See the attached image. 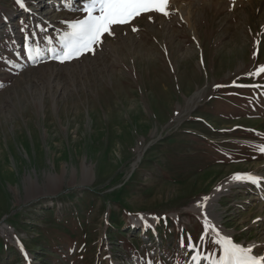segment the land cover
<instances>
[{
  "label": "rangeland",
  "instance_id": "1",
  "mask_svg": "<svg viewBox=\"0 0 264 264\" xmlns=\"http://www.w3.org/2000/svg\"><path fill=\"white\" fill-rule=\"evenodd\" d=\"M23 3L0 0V264H214L217 232L264 256V0H169L63 63L85 0Z\"/></svg>",
  "mask_w": 264,
  "mask_h": 264
},
{
  "label": "snow or ice",
  "instance_id": "2",
  "mask_svg": "<svg viewBox=\"0 0 264 264\" xmlns=\"http://www.w3.org/2000/svg\"><path fill=\"white\" fill-rule=\"evenodd\" d=\"M16 2L24 7L23 0ZM168 6L169 0H85V16L83 19L66 22L68 30L62 38L63 51L56 58L63 63L85 53L95 54V46L102 44L105 34L114 35L113 26L128 24L145 13L156 12L168 16ZM133 31L137 29L133 28ZM260 73H264V66L259 68L257 75ZM235 178L242 179L240 176ZM247 179L258 183L260 178L248 176ZM216 236L218 239L214 243L220 246L222 255L214 264H264V256L257 257L252 248L242 247L232 239L221 236L219 232Z\"/></svg>",
  "mask_w": 264,
  "mask_h": 264
},
{
  "label": "bare ground",
  "instance_id": "3",
  "mask_svg": "<svg viewBox=\"0 0 264 264\" xmlns=\"http://www.w3.org/2000/svg\"><path fill=\"white\" fill-rule=\"evenodd\" d=\"M183 11V10H182ZM180 12V11H179ZM185 15H186V17H185ZM187 15H188V17H187ZM193 15V14H192ZM192 15H190V13H188V14H186V13H180V16H182V18H183V20L187 23V25H188V27L190 28V30H191V32H194L195 31V25H194V23H193V21H192V18H191V16ZM183 21V22H184ZM195 36V35H194ZM222 190V188H218L215 192H214V194H213V196H212V198L206 203V204H204V205H202V207L200 208V210L205 214V216L206 217H208V218H210V219H212V220H214L213 219V216H214V214H213V212H212V210H213V207H214V201H215V199L218 197V193L220 192Z\"/></svg>",
  "mask_w": 264,
  "mask_h": 264
}]
</instances>
